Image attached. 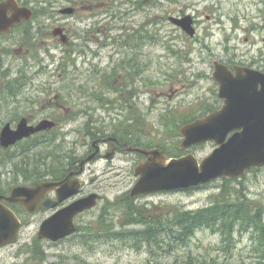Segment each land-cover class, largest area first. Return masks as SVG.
Wrapping results in <instances>:
<instances>
[{
	"label": "rangeland",
	"instance_id": "374dc122",
	"mask_svg": "<svg viewBox=\"0 0 264 264\" xmlns=\"http://www.w3.org/2000/svg\"><path fill=\"white\" fill-rule=\"evenodd\" d=\"M141 1L29 0L35 6V20L15 38L14 46L6 49L0 67V129L9 122L17 123L22 117L39 120L45 115L58 116L62 118L60 132L66 134L61 153L80 155L86 151L83 137L91 120L94 127H107L103 131L119 129L134 133L148 145L159 144L170 155H179L177 147L182 139L169 135L167 121L171 116L177 120L185 116L201 118L203 116L199 115L208 114L221 105L212 103L214 100L209 97L211 84L206 70L194 67L193 59L196 60L197 54L192 51L191 41L182 35L176 37L174 26L168 20L175 17L173 13L178 10L175 3L157 0L145 13L138 7ZM180 1L187 9L188 0ZM70 7L76 9L75 15H60V10ZM212 18L203 27L205 30L211 27L219 35L222 23L215 20L222 18L221 13L212 14ZM142 26L146 28L142 41L126 35L137 32ZM61 27L71 38L69 47L62 44L59 36H53ZM143 41L145 46L141 49L139 43ZM111 43H117L116 48L126 45L130 50L118 53ZM124 64L127 67H122ZM133 68L138 81L123 84L120 76ZM17 77L19 83L11 84ZM105 77L109 78L111 88L101 85ZM178 122L171 124V134L179 133L181 124ZM215 148L210 142L191 153L202 161ZM33 156L40 162L36 166L38 170L43 171L48 165L58 170V163L45 151L30 157L28 151L22 149L0 151V191L30 183L22 169L34 167ZM123 159L90 164L86 168L84 180L92 185L90 180L94 179L97 183L94 188H98L102 196L95 210L96 224L91 217L87 221L93 222V226L86 227L78 220L81 233L53 244L38 238L39 226L48 213L30 215L21 210L24 227L20 241L0 250V264H174L189 257L212 260L216 264H264V169L249 172L231 184L233 188H240L260 209L254 211L260 213L259 232H239L227 239L219 232L204 229L196 233L187 248L170 251L165 245H156L152 246L155 249L152 252L148 246L138 250L131 241L111 240L112 233L108 235L111 225L108 226L105 219L109 220V215L113 214L115 224L121 223L122 212L114 207L126 203V194L136 180L133 170L138 163L126 165ZM135 159L131 156L132 161ZM223 185L224 182L218 180L188 192L143 198L136 204L143 206L146 215L155 218H165V214L175 216L210 206ZM235 197L236 194H232L231 200ZM141 229L142 226H128L121 232ZM118 230L120 228L116 227ZM35 252H39L38 258Z\"/></svg>",
	"mask_w": 264,
	"mask_h": 264
},
{
	"label": "water",
	"instance_id": "95a60500",
	"mask_svg": "<svg viewBox=\"0 0 264 264\" xmlns=\"http://www.w3.org/2000/svg\"><path fill=\"white\" fill-rule=\"evenodd\" d=\"M148 1L151 0H145ZM16 5L17 3L11 0L0 4V33L8 32L11 26L22 23L24 19L29 20L33 15L31 10ZM8 10L13 12L11 18L7 16ZM61 14L73 15L74 9H64ZM180 25L185 32L193 35L188 18ZM61 33V29L54 32L56 36ZM62 41L65 42L66 38L62 37ZM214 76L224 95L231 97L232 102H227L221 111L211 116L183 126L180 130L183 142L179 149L189 150L214 142L216 150L200 163L193 154L170 159L158 149H132L147 159L135 168L134 172L139 181L131 191L132 198L158 192L186 190L219 178H238L250 169L264 166V76L238 72V77L233 78L219 67L216 68ZM54 126V122L45 120L32 127L27 124L26 119H22L16 130H13L10 124L2 129L0 144L8 148L24 138ZM234 131L237 132L230 136ZM94 155L89 161H92ZM73 175L70 174L57 184L48 183L35 188L15 187L9 196H1L0 247L17 243L21 229L18 217L2 203L3 200L6 203L21 204L30 213H34L50 189L57 188L60 201L77 194L79 182L71 181ZM98 198V195H91L45 221L40 229V238L58 241L73 234L75 216L94 208ZM49 205L46 203V206Z\"/></svg>",
	"mask_w": 264,
	"mask_h": 264
},
{
	"label": "flooded vegetation",
	"instance_id": "af4514ba",
	"mask_svg": "<svg viewBox=\"0 0 264 264\" xmlns=\"http://www.w3.org/2000/svg\"><path fill=\"white\" fill-rule=\"evenodd\" d=\"M4 1L6 0H0V4ZM12 1H17L16 3L17 5H19L20 8H28L35 11L34 3L29 2V0ZM154 2L145 4L143 3V1H141L138 3V7H140V10L142 12L146 13L147 8L151 7ZM172 2L175 3V5L177 6L176 9L178 10L174 11L173 13L175 17H170L168 20L174 26L176 37L180 38V36L182 35L191 41L194 47L192 51L196 52L197 54L196 60L193 59L194 67H201L203 70H206L205 73L207 74L208 81L211 84L209 97L214 100L212 101V103L221 105V107L216 108L215 110L210 111L208 114L203 115L210 116L215 111L220 110L222 106L227 102H232L231 97H227L224 95V92H222L221 90L220 84L214 78L216 68H221L226 73H228L230 77L233 78L238 77V72L244 74L252 73L264 76V0H188L187 9L181 5L182 1L180 0H172ZM218 13H221L222 18H217L215 22L217 20L221 21L220 24L222 23V32H220L219 35H216L211 30V27L205 30L203 26L206 25V22H211L213 20L212 14L214 16ZM12 15V10H8V18H11ZM187 18L190 20L191 28L194 32L192 36L188 35L180 25V23ZM34 20L35 18H32L31 20L23 21L18 26H11L7 34L0 35V57L2 58V61L4 60V57L6 55V49L12 48L14 46L15 38L19 36L23 32L24 28ZM61 29L63 30V33L67 36L65 46H71V38L67 35V32L64 27H61ZM145 29L146 28L142 26V28L140 29L141 31L134 32L133 34L127 32L129 34L126 35L129 37L133 35L139 41H142L145 38V33L142 31H144ZM220 36L221 39H219ZM116 46H118L117 43H111L112 49L114 47L115 51L118 53L130 50V48L128 49V46L126 45H122L123 47L118 48H116ZM142 46H145L144 41L139 43V47L141 49ZM122 67L127 66L126 64H124ZM125 72L126 73H123L120 76L122 78L123 84L131 85L138 81V78L134 76V68L133 70L128 69V72ZM141 77L142 74H140V80ZM18 78L19 77L15 78L10 83L13 85L18 84ZM102 82L103 84L101 85L103 86L105 84L107 86L110 85L108 77H105ZM23 118L27 119L29 125L38 126L42 121L47 119L52 120L53 117L52 115H45L39 120L32 119L29 116L22 117L21 119ZM20 120L17 123L9 122L7 124H11L14 129H17ZM55 120L58 121L57 118H55ZM59 121L60 122H57V126L61 127V117H59ZM106 128L107 127H99L102 132L100 130L94 131V135L96 134V138H93L91 140L92 144L88 141V139H86V151L80 154V158H78L72 166V172H78L81 168H83L82 163L85 161L83 172L79 176L75 175L73 177V179H75L78 176L79 180H81L79 193L64 201H60L58 198L59 196L57 190L53 188L48 191L44 199L41 201L37 213H48V216L45 220L50 217H53L59 211L68 208L74 203L98 192V188H94L95 184V187H97V183L94 179L90 180V183L92 185H89L84 180V175L88 165L99 164L103 161H105L106 163H114L117 158H124L123 162L126 165L130 164L131 162L134 164H139L140 162L144 161L143 157L128 150V147L144 148V146L137 141L138 138H136L134 133H125V135H122L120 131H103V129ZM53 132L54 131L42 132L33 135L29 138L17 142L14 146L10 147L9 149H4L0 145V151L12 152L17 148L21 149L23 147H48L47 149L50 150L52 136L54 135ZM60 142L62 143V139L60 140ZM94 143L97 144V147L93 146ZM155 148L156 147H152L151 149ZM96 151L98 152L93 158V161L86 162L87 159L91 157V155ZM109 156H112V160L110 161L108 160ZM131 156H136V159L132 161ZM48 163H50V161H48ZM115 167L116 166H114V168ZM66 177L67 176L55 178L53 176L48 175L40 179V182H36L31 186L38 184L43 185L48 183H60ZM98 193L100 194V192ZM46 203L50 205L46 206ZM9 207L17 211L22 208L20 205L16 204H10ZM95 210L96 209L85 211L84 213L78 215L75 218L77 233L82 232L80 225L77 223L78 220L82 221L83 225H85L86 227L89 225H94L93 222H90V220L87 221L88 217H91L92 221H95V224L96 222H98V216Z\"/></svg>",
	"mask_w": 264,
	"mask_h": 264
},
{
	"label": "trees",
	"instance_id": "16d2710c",
	"mask_svg": "<svg viewBox=\"0 0 264 264\" xmlns=\"http://www.w3.org/2000/svg\"><path fill=\"white\" fill-rule=\"evenodd\" d=\"M196 119L195 116L181 117L178 119V124L180 123V126H183ZM178 120L171 116L167 121L169 122V130L172 131L171 124H177L176 122ZM175 127L177 128V126ZM90 129H92L91 124H87L86 130L90 131ZM171 131L169 134L171 137L178 136V132L171 134ZM137 141L141 143L142 139H137ZM142 143L146 147H150L147 143ZM161 148L166 150L164 147ZM50 155L51 159L53 158V162L56 161L58 163V170L52 169L50 165H45L46 167H44L43 171L38 170L39 168L36 166H39L40 162L33 156L31 158L35 163L33 172L30 175H26L34 167L22 169V171L25 172V179L27 181L41 179L46 175L61 178V176L66 175L71 170L70 168L78 159L74 152H68L66 155L61 152H52ZM46 163L49 164L48 162ZM24 164L27 165L28 163L24 162ZM223 182L224 185L222 186L221 192L217 194L218 196L216 195L214 203L210 206L190 212H179L175 216L166 218L169 220L168 222L166 220H161V222L157 220L156 222L155 220L147 219L146 213L142 210L143 206L135 205L133 201L129 199L125 201V204H116L118 206L114 208H116L117 211L121 210V218L125 219L124 222L119 223L121 226L129 224H147L148 227L146 231L132 230L129 232H115L111 240L131 241L138 250H142L140 249L141 247L148 246V249L153 252L155 249H153L152 246L165 245L170 248V251H175L189 247L196 233L204 229L212 230L215 233L219 232L221 236L227 239L233 238L234 235L239 232H259L261 227L260 213H254V211H260V209L255 206L254 202L247 199L240 188H233L231 186L232 182H237L236 180H225ZM232 194H236L234 200H231ZM106 224L108 226L111 225L109 223ZM167 224H169V226H167ZM174 225H176V227ZM157 226L160 227L159 230H157ZM114 227H116V225ZM260 233L263 234V232ZM138 244H140V246H137ZM227 247L228 246H226V248ZM35 253L38 258L39 252ZM208 261L209 262L202 261L199 257H189L188 259H179L174 264H216L215 261Z\"/></svg>",
	"mask_w": 264,
	"mask_h": 264
},
{
	"label": "bare ground",
	"instance_id": "6f19581e",
	"mask_svg": "<svg viewBox=\"0 0 264 264\" xmlns=\"http://www.w3.org/2000/svg\"><path fill=\"white\" fill-rule=\"evenodd\" d=\"M89 79V78H88Z\"/></svg>",
	"mask_w": 264,
	"mask_h": 264
}]
</instances>
